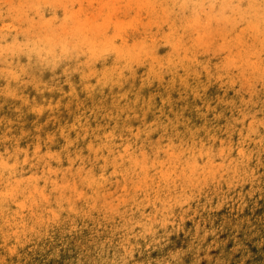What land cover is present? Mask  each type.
I'll list each match as a JSON object with an SVG mask.
<instances>
[{
  "label": "bare ground",
  "instance_id": "bare-ground-1",
  "mask_svg": "<svg viewBox=\"0 0 264 264\" xmlns=\"http://www.w3.org/2000/svg\"><path fill=\"white\" fill-rule=\"evenodd\" d=\"M167 1L168 12L186 26L188 33L165 42L150 38L149 42L143 40L133 46L128 43L127 33L116 24L108 25L110 29L102 28L84 40L82 34L74 33L71 25L64 24L68 22H51L54 6L64 7L73 0H18L17 4L0 0V17H13L5 24L7 30L13 29L15 33L11 37L0 35V81L12 79L16 82L18 67L19 71H25L38 66L40 75L36 72L30 79L37 92L48 81L64 77L62 92L69 91V95H72L73 84L80 81L79 86L83 89L80 101L101 96L108 99L114 95H120V103L125 101L116 115L104 114L102 104L93 109H81L77 106L80 101L67 102L64 109L69 111L68 118L74 123L83 119L85 124L76 128L73 125L69 131L61 124L57 126V133L67 145L65 152L49 149L46 156L38 157L42 148L52 147L54 143L44 139L27 141L29 134L0 141V250L4 248L6 252L5 248L13 240L20 242V250L15 247L19 261L10 264H21L22 258L28 261L27 264H33L35 258L31 253L40 254L41 240L58 239V229L62 225L76 223L70 218L75 212L85 217L86 225L91 224L87 226L89 229L120 233L97 239L83 234L75 242L66 243L61 254L67 256L69 264H166L170 258L181 264L192 259L197 251L193 236L184 232L176 246L171 241L172 244L168 242L163 247L161 243L167 242L166 237L154 224V221L165 223L168 208L180 192L190 196L198 188L196 183L205 181L208 189L203 190L211 195L209 184L219 178L215 171L227 166V177L238 176L241 160L246 157L259 158L258 166L250 162L249 169L252 172L254 168L258 169L263 183L264 99H256L264 92V80L260 78L264 74V59L257 60L260 54L257 50L250 49L252 52L248 55L245 51L250 48L248 41L252 38L259 43L264 55V0ZM14 20L18 22L12 26ZM21 22L24 24L19 27ZM30 28L36 31L35 40L18 37L22 30L26 33ZM108 34L114 35L112 42L106 39ZM97 65L100 68L94 70ZM139 82L144 90L148 87L147 82H155L161 90L157 89L156 95L152 90H146L145 98L151 102L153 97H160L161 104L154 114L139 116L141 109L137 110L139 123L128 129L119 128L116 125L118 118L123 119L131 113L128 96ZM89 86L95 91L86 92ZM178 99V107L168 104ZM187 100H190L188 104ZM104 103H107L105 99ZM183 105L185 108L180 107ZM211 110L230 114L221 115V122L214 126L212 115L208 114ZM241 115H246L244 122ZM40 120H44V115L41 114ZM45 126L50 127L49 124ZM80 127H83L82 137L73 140L68 136ZM222 134L227 136L225 140L214 139ZM235 136L242 139L239 144L234 142ZM150 139L156 141L154 146L133 154L132 146L137 141ZM80 141L96 143H86V149ZM99 141H109L111 146L102 148ZM116 141L127 142L125 153L113 149ZM208 141H226L220 143L221 155H217L219 158L226 155L223 162H212V154L206 149ZM31 143H37L34 151L27 147ZM68 151L71 153L67 154ZM106 151L111 159L103 158L101 163L97 156ZM30 154L37 155L32 159L36 160L34 166L30 165L32 160L27 162L25 159ZM55 157L68 159L66 166L60 170L47 168ZM91 158L98 165L89 166ZM23 161L26 162L20 166ZM35 166L37 169L33 173ZM111 174H116L117 179H110ZM168 177H175L177 182L183 179L186 184L173 183L169 189H164ZM229 183L227 179L217 182L219 188L212 187V192L215 196H225ZM187 185H191L190 188H186ZM130 190L132 193L128 194ZM252 190L247 188L246 193L251 194ZM154 192L158 193L155 197ZM161 192L164 193L161 195ZM107 195H110V202L106 201ZM116 203L121 210L96 217L97 211L100 213L104 209L105 212ZM144 206L148 208L151 221L143 216ZM142 221L145 229L141 237L127 235L134 224ZM147 222L149 225L145 224ZM166 230L169 240L174 239L171 229ZM243 234L242 229L238 238H243ZM30 240L34 242L33 247ZM127 247H131L133 259L126 257ZM25 249L30 259L23 257L27 254L23 253ZM55 249L50 246L43 251ZM143 249L155 255L145 258L141 254ZM7 254L3 256L6 262Z\"/></svg>",
  "mask_w": 264,
  "mask_h": 264
},
{
  "label": "rangeland",
  "instance_id": "rangeland-1",
  "mask_svg": "<svg viewBox=\"0 0 264 264\" xmlns=\"http://www.w3.org/2000/svg\"><path fill=\"white\" fill-rule=\"evenodd\" d=\"M5 1L17 4L18 0ZM166 7H168L167 0H73V3L68 4L64 7L54 6L53 11H51L52 15L50 17L51 22H68L64 24L71 25L74 33L82 34L84 36V40L90 38L92 35H94L95 32L99 31L100 29H108V25L116 24L120 28V30L127 33L126 35L129 38H127L125 34L121 35L120 33V35L126 37L127 39H130L128 40V43L133 44L134 46L139 45L143 40L149 42L150 38H158L159 40H163L165 42V40H170L175 36H183L186 35L184 33H188V31H186V26L180 23V21H177L176 18H173ZM11 19H13V17L9 18L7 15H3V18L0 17V29L2 31L0 35H9V37L15 35V33L13 34V29L10 30L9 28L7 30L6 28V24ZM17 22V20H14L12 22V26L17 25ZM23 24L24 23L22 22L18 23L19 27H22ZM111 34H108L109 37H107L106 39L108 40L109 38L112 42L114 40V37L112 36L114 35ZM249 36L250 35H248V37ZM18 37H31L33 38V40H35L37 38V34L36 31H34V28H30L26 33H23L22 30ZM243 45L245 46L244 43ZM248 45L250 46V48L245 51V54L248 55L250 49L257 50L260 54L258 56V59H256H264V55L263 52H261L259 43H256L255 39L251 38L248 41ZM99 68L100 66L97 65L94 70H97ZM19 69L20 67L17 68L16 72V82L14 80L12 81V79L8 80L7 82L0 81V141H2V139L10 141V139L15 136L24 137L23 135L29 134V136L26 138L27 141H36L37 139H40L42 141V139H44V141H53L54 143V146L52 147L48 146L46 148H42L43 150H40V152H38V157L46 156V153L50 152L49 149H52V151L63 150L65 152L67 145L63 142V138L57 133V126L61 124L66 131H69L70 127L73 125L76 128L82 124H85V120L83 119L74 123V121L68 118L69 111L64 109L67 102L80 101L79 95L82 94L83 91V89H81L79 86L80 81H77L73 84L74 87L70 91L72 92V95H69V91L62 92V85L64 84L63 81L65 80L64 77L48 81L46 85L41 87V89H39V91L37 92L31 84L30 79H32V77L34 76L33 74L36 72L37 76L40 75V73H38L40 67H30L25 71H19ZM132 69L133 65L128 69V71L130 72L132 71ZM165 72L167 73L166 68ZM72 74H74V72H72ZM260 78L261 80H264V74H262ZM195 81L196 80H194L193 82ZM23 83L26 85L24 86ZM21 84L23 85V87ZM68 84L70 86L72 85V83ZM147 84L148 87L144 90L141 82H139L138 86L134 89L132 94L128 96L130 98L129 110H131V113H128V115L124 116L123 119L118 118V124H116L117 127L128 129L138 124L139 122L135 112L139 109H141L139 116L147 113L154 114L156 112L157 107L161 104L162 99L160 97H153V100L150 102L145 98V96L147 95L146 90L148 92L152 90L153 93H155L154 95H156L157 89L161 90V88L156 86L155 82H147ZM152 86L154 88H149ZM94 91L95 89L90 86L86 89V92ZM27 93H30V95L28 96ZM120 98V95H114L108 99L104 98L103 96L90 97L89 99L80 101L77 106H79V108L81 109H93L97 106V104H102L104 114L116 115L118 113L117 110L123 106L121 104L125 103V101L120 103ZM104 99L107 101V103H104ZM263 99L264 92L262 93V96L256 100L261 101ZM100 100H103V102ZM189 102L190 100H187V104ZM205 103L207 102L205 101ZM168 104L176 108L180 105V101L178 99L174 102H168ZM164 105L166 104H163V106ZM180 107L185 108L184 105ZM172 110L173 109L170 108V111ZM227 113L230 114L227 111L223 112L221 110L219 112L214 110L208 112L209 115H212L211 123L214 126L221 122V115L226 116ZM41 114L44 115L43 121L40 120ZM253 114L255 116H258L255 113ZM245 117L246 115L240 116L242 122H244ZM45 124H49L50 127L53 126V128L46 127ZM82 130L83 127H80L78 131L73 132L68 136L72 137V139L75 140L83 136L81 134ZM48 136L49 138H47ZM216 138H222L223 140H225L227 136L225 134L216 135L214 139L216 140ZM233 139L237 144L242 141V139H239L237 136H235ZM25 142L26 141H24V143ZM108 142L109 141H99L98 144H101L102 148H105V146H111ZM116 142L117 143L113 147V149H119L120 152L125 153L127 142ZM221 142L226 143V141H208V145L206 146L207 152H210L212 154V162L214 163H221L226 158V155H222L224 156V158H219L217 156L221 155V151L219 150ZM79 143H82V147L86 148V143H96V141H80ZM155 143L156 141H152L151 139L150 141H137L135 145L132 146L133 154H137V152H139L140 150L150 148L154 146ZM251 143L253 144V141H251ZM27 147L30 151H34V149L37 147V143L28 144ZM66 153L68 154L71 152L68 151ZM36 156L37 155L30 154V156L25 159L28 162L34 159ZM97 158L101 163L104 159H111L107 151L99 154ZM258 160L259 158L257 157H246L245 159H243V161L241 160V163L239 165V175L231 178L227 177L229 175L227 166H223L217 169V171H215V174L219 176L218 181L213 180L209 184V186L211 187V190L209 188L211 195L206 194L208 192L203 190L208 189L206 187L205 181H203L204 183L197 182L196 187L198 188L195 189L194 194H190L189 196V194L186 192H180L177 196L176 201H172V204L167 211L168 219L165 221V223L154 221V224L158 226V228L163 230V233L166 237L167 242L161 243L163 247H166L167 243H171V241H173V243L175 242L174 246H176L178 242H180V237L182 234H184V232H190V234L193 236L192 242L196 243L197 251L194 253L192 259H190L189 261L187 260L183 263L181 262V264H264V178L263 183H261L259 176L260 171L254 168V172H252L249 169V163L255 162V166H258ZM26 161H23L20 166H23L24 162ZM67 161L68 159L64 157H62L61 159L57 157L49 163L47 168L60 170L62 166H66ZM89 161V166L91 167L94 166V164L98 165V163H95L96 160L94 161V158L89 159ZM35 164L36 160H32L30 162V165L32 166H34ZM36 169V166L33 167L32 172L34 173ZM115 178L117 179V175L111 174L110 179ZM171 178L174 180H172ZM223 179H227L228 181H230L228 190L225 192V196H215L212 192L214 191L212 187L219 188L217 182H222ZM173 183H177L180 186L186 184L183 179H179V182H177L175 177H168L167 186L164 185V187H161H163L164 189H169L170 185ZM231 183H233V185L230 188ZM190 186L191 185H187L186 188H190ZM247 188H253L251 194L246 193ZM217 190L219 191L220 189ZM130 193H132V190H130L128 194ZM163 193L164 192H161V195ZM237 193L239 194L236 196ZM152 195L153 197H155L158 195V193L154 192V194ZM173 195L176 196L177 194ZM3 196L4 195L1 193V198ZM188 196L190 198H188ZM233 197H235L236 199H233ZM106 201L110 202V195L106 196ZM177 202L179 203V205ZM186 202L188 204H186ZM78 203L80 204L79 201ZM113 206H115L114 209ZM109 208H111V210ZM109 208H106L105 212L103 211L104 209L100 213L99 211H97L95 214L96 217L98 215L109 216L111 211H119L122 209V207L117 203L113 204ZM144 208V215H138H143L149 219L148 208H146L145 206ZM136 213L137 210L135 209L133 211V214L135 215ZM175 215H177L176 218ZM239 216H241L240 220H238ZM70 218L76 221L74 225L71 223L62 225L58 229V233L60 234L58 239H52L51 237H49L47 240H41L43 242L40 243V254L37 255L35 251L31 253L35 258V264H69L67 256L64 254L62 255L61 250L63 251L66 249V243L69 242L71 244L75 242L76 238L83 234L91 235L97 239L99 237L105 236L111 237L112 235L120 233L114 231L109 233L107 231L93 230V228L89 229L87 226L91 224L86 225L85 217L79 212H75L70 216ZM151 219L149 220L151 221ZM145 224L149 225L148 222ZM166 228L171 229V233H173L174 239L169 240V231H167ZM143 229H145L144 221L139 222L138 225L134 224L131 231L127 235L137 236V238L139 236L141 237V235L143 234ZM242 229L244 231V236L243 238H238V235ZM144 233L146 234V232ZM30 241V245L31 247H33L34 242L33 240ZM19 244L20 242H18L17 240H13V242H10V245L5 248L6 252L4 251V248L0 250V264H10L19 261L15 248L17 247V250H20ZM11 246H13V248H11ZM50 246H53V248L56 249L53 252H50L49 250L43 251L45 247L50 248ZM130 248L131 247L126 248V250L129 249V251H127L126 257L129 259H133L134 255L130 251ZM153 249L154 251L156 249L154 245ZM7 252L12 253L7 254ZM157 252H159V250ZM23 253H27L24 256L22 255L24 258H31L26 249L23 251ZM4 254H7V262L5 261V258H3ZM141 254H144L145 258L155 255L153 253L145 251L144 249ZM36 258L39 260H36ZM27 263L28 261H23L22 258L21 264ZM166 264L180 263L175 262L170 258V260H168Z\"/></svg>",
  "mask_w": 264,
  "mask_h": 264
}]
</instances>
